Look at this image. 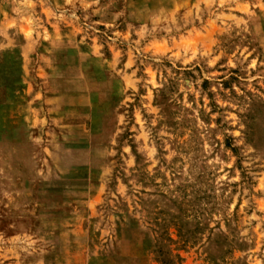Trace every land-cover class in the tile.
Masks as SVG:
<instances>
[{
  "label": "rangeland",
  "instance_id": "1",
  "mask_svg": "<svg viewBox=\"0 0 264 264\" xmlns=\"http://www.w3.org/2000/svg\"><path fill=\"white\" fill-rule=\"evenodd\" d=\"M7 97L0 264H264V0H0Z\"/></svg>",
  "mask_w": 264,
  "mask_h": 264
},
{
  "label": "crops",
  "instance_id": "2",
  "mask_svg": "<svg viewBox=\"0 0 264 264\" xmlns=\"http://www.w3.org/2000/svg\"><path fill=\"white\" fill-rule=\"evenodd\" d=\"M7 89H8V87H7ZM6 104H10V98H9V97H7V98H5V99L3 100V104L0 105L1 110L4 111L3 108H4V106H5ZM1 119H2V122H0V128H1V129H7L6 127H7L8 125H6L5 122L3 121V114H2Z\"/></svg>",
  "mask_w": 264,
  "mask_h": 264
}]
</instances>
